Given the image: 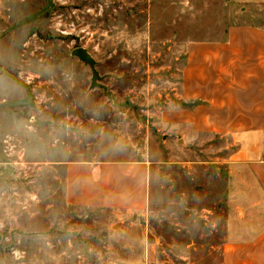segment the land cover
I'll list each match as a JSON object with an SVG mask.
<instances>
[{"label":"rangeland","instance_id":"1","mask_svg":"<svg viewBox=\"0 0 264 264\" xmlns=\"http://www.w3.org/2000/svg\"><path fill=\"white\" fill-rule=\"evenodd\" d=\"M235 25L264 0H0V264H223L236 140L165 113L204 103L190 50ZM104 160L150 165L143 210L67 201L66 163Z\"/></svg>","mask_w":264,"mask_h":264},{"label":"crops","instance_id":"2","mask_svg":"<svg viewBox=\"0 0 264 264\" xmlns=\"http://www.w3.org/2000/svg\"><path fill=\"white\" fill-rule=\"evenodd\" d=\"M192 46L183 70V99L194 109H170L166 122L235 138L230 162L240 187L229 201L223 264H264V29L235 25L224 39ZM237 168V171H238ZM150 165L145 161L66 163L71 204L138 211L147 205Z\"/></svg>","mask_w":264,"mask_h":264},{"label":"water","instance_id":"3","mask_svg":"<svg viewBox=\"0 0 264 264\" xmlns=\"http://www.w3.org/2000/svg\"><path fill=\"white\" fill-rule=\"evenodd\" d=\"M72 56L77 57L81 62L90 67L91 70V84L90 88H103L107 91V87L101 82L103 77L97 68V61L89 50L85 47H76L71 52Z\"/></svg>","mask_w":264,"mask_h":264}]
</instances>
